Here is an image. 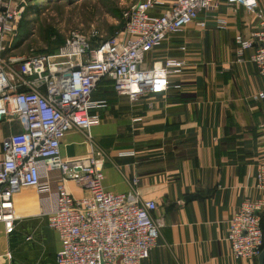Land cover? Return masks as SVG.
<instances>
[{
  "label": "crops",
  "instance_id": "0c3cea01",
  "mask_svg": "<svg viewBox=\"0 0 264 264\" xmlns=\"http://www.w3.org/2000/svg\"><path fill=\"white\" fill-rule=\"evenodd\" d=\"M210 18L209 32L190 26L147 56L148 67L169 58L187 61L166 93L131 101L105 80L93 95L107 102L97 111L101 125L90 139L71 130L62 141L64 160L103 155L107 191L136 189L158 205V246L142 264H260L259 258H235L228 242L229 221L241 204L264 198L256 189L264 163V100L255 98L264 77L250 60L252 51L240 58L236 44L258 29V21L226 2ZM218 18L227 20L226 30L217 29ZM23 129L18 118L0 122V159L3 140ZM64 186L76 198L89 195L70 176ZM14 213L13 229L0 223V264H58L62 241L37 189L24 187L14 196Z\"/></svg>",
  "mask_w": 264,
  "mask_h": 264
},
{
  "label": "built area",
  "instance_id": "2783aa9c",
  "mask_svg": "<svg viewBox=\"0 0 264 264\" xmlns=\"http://www.w3.org/2000/svg\"><path fill=\"white\" fill-rule=\"evenodd\" d=\"M222 0H145L124 14L123 29L91 46L80 32L67 38L59 56L5 57L7 42L16 34L25 0H0V122L18 118L24 129L2 142L0 159V223L14 228V196L24 187L37 189L42 210L62 248L58 264H142L158 246L162 223L154 216L158 205L140 198L136 189L122 194L104 187L103 155L64 160L61 145L71 130L101 125L98 110L107 107L93 95L99 84L112 81L118 95L137 101L145 95L166 93L171 78L182 75L185 59L169 58L146 65L147 56L190 26L205 31L210 15ZM238 4L258 21L248 39H236L237 54L250 60L264 77V0H223ZM226 30V19H216ZM182 52L187 47H180ZM76 61L74 62V59ZM175 88H180L179 85ZM264 100V89L255 96ZM133 153H123L130 156ZM88 191L76 198L64 183L69 179ZM137 184V181H135ZM256 189L264 193V163L258 166ZM264 198L246 199L229 221L228 242L237 259L259 258L264 250Z\"/></svg>",
  "mask_w": 264,
  "mask_h": 264
},
{
  "label": "rangeland",
  "instance_id": "374dc122",
  "mask_svg": "<svg viewBox=\"0 0 264 264\" xmlns=\"http://www.w3.org/2000/svg\"><path fill=\"white\" fill-rule=\"evenodd\" d=\"M25 1V12L16 34L8 39L5 57L27 58L48 54L53 62L68 66L67 60L60 57L59 52L65 47L71 33L78 31L91 46H98L123 29L124 14L138 0ZM224 2L220 1L219 5ZM215 12L207 11L210 16ZM210 24L207 31L197 32H209ZM73 59L75 62L76 59Z\"/></svg>",
  "mask_w": 264,
  "mask_h": 264
},
{
  "label": "water",
  "instance_id": "95a60500",
  "mask_svg": "<svg viewBox=\"0 0 264 264\" xmlns=\"http://www.w3.org/2000/svg\"><path fill=\"white\" fill-rule=\"evenodd\" d=\"M259 262H260V264H264V250H263L262 254L259 257Z\"/></svg>",
  "mask_w": 264,
  "mask_h": 264
},
{
  "label": "trees",
  "instance_id": "16d2710c",
  "mask_svg": "<svg viewBox=\"0 0 264 264\" xmlns=\"http://www.w3.org/2000/svg\"><path fill=\"white\" fill-rule=\"evenodd\" d=\"M262 227H263V224H262ZM263 231H264V227H263Z\"/></svg>",
  "mask_w": 264,
  "mask_h": 264
}]
</instances>
